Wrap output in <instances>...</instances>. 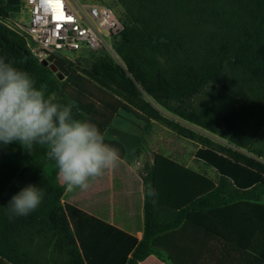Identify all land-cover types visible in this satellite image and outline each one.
Segmentation results:
<instances>
[{"label": "trees", "instance_id": "1", "mask_svg": "<svg viewBox=\"0 0 264 264\" xmlns=\"http://www.w3.org/2000/svg\"><path fill=\"white\" fill-rule=\"evenodd\" d=\"M117 3L125 27L114 45L121 62L104 52H97L88 68L58 58L52 63L58 69L54 73L33 57L26 38L5 24L21 12L23 0H0V57L27 72L36 87L45 86L56 102L72 104L76 119L88 120L63 89L70 65L146 118L145 133L160 124L195 143V160L213 169L217 181H208L205 191L185 207L168 208L148 195L154 190L156 161L146 162L139 182L144 188L142 240L92 217L99 232L86 238L79 226L86 214L64 203L65 186L46 173L47 164H54L46 146L28 151L18 143L0 144V261L139 264L156 255L173 264H264L263 230L244 249L188 219L194 212L243 201L264 205V0ZM133 139L126 145L130 161L144 150L141 140L132 148ZM116 168L128 174L125 163ZM123 177L115 181L121 194ZM29 184L44 191L41 205L27 216L9 219L11 197ZM90 247L100 256L92 255Z\"/></svg>", "mask_w": 264, "mask_h": 264}, {"label": "crops", "instance_id": "2", "mask_svg": "<svg viewBox=\"0 0 264 264\" xmlns=\"http://www.w3.org/2000/svg\"><path fill=\"white\" fill-rule=\"evenodd\" d=\"M121 104V107H124V109L131 107L124 102H121ZM131 111L135 113L141 122L144 123L145 121L147 124V119L138 111L134 108ZM111 128L128 134L131 140L134 138L132 148H135L139 140H141V136L137 133L114 128L112 125L108 127L106 135ZM114 134H116V139L111 137L105 139V141L119 149L121 155L120 162L127 165L128 174L125 175V172L121 168L115 167L109 169L102 176L92 180L87 189H74L76 190L74 194L66 190L63 201L65 204L77 207L80 212L86 214V216L81 215L79 221V226L86 235V238L90 237L92 233L99 232L97 226H100L91 219L92 217L126 231L137 237L138 240H142L143 230L139 228V224H144V188L139 182H142L141 175L143 174V167L141 166L137 170L131 167L129 160L130 150L124 144V136L119 138L118 136L120 134ZM143 148L144 150L139 159L143 161V158L146 157V151L150 155L152 162L156 161L154 201L161 206L179 210L199 197L205 191L204 189L208 181H211L206 175L199 172L200 170L197 167L199 162L195 160L196 151L190 160H185L183 159V151L180 152L181 154L173 157L168 153L162 152V147H152L153 149L151 151L145 145ZM139 159L135 160L138 162L137 164H140ZM49 164L51 165V163ZM47 167L45 170L48 174ZM211 171L216 174L213 169ZM53 175L56 176L57 182L66 188V185L59 179L54 164L50 176ZM116 176L117 180H121L120 178L122 176L125 177L122 178L126 181V187L122 192L123 194L118 191L116 192ZM200 179H202V184L200 183ZM211 182L213 184L214 181ZM122 196H125L127 201H122ZM124 206H128L127 209ZM188 219L209 232L239 247L248 249L254 235L258 231L263 230L264 205L243 201L227 207L194 212L189 215ZM90 249L92 250V255L100 256L95 248L90 247ZM0 264L3 263L0 261ZM139 264L173 263L168 258L151 255Z\"/></svg>", "mask_w": 264, "mask_h": 264}, {"label": "clouds", "instance_id": "3", "mask_svg": "<svg viewBox=\"0 0 264 264\" xmlns=\"http://www.w3.org/2000/svg\"><path fill=\"white\" fill-rule=\"evenodd\" d=\"M12 143L28 151L46 146L47 158L67 191L87 189L121 161L119 149L105 141L96 124L76 119L72 104L56 102L45 86L36 87L27 72L0 57V144ZM43 198L42 188L26 185L9 201V219L34 212Z\"/></svg>", "mask_w": 264, "mask_h": 264}, {"label": "built area", "instance_id": "4", "mask_svg": "<svg viewBox=\"0 0 264 264\" xmlns=\"http://www.w3.org/2000/svg\"><path fill=\"white\" fill-rule=\"evenodd\" d=\"M25 9L27 20L5 24L26 38L39 62L68 59L63 52L117 55L114 45L125 27L108 6L81 0H26Z\"/></svg>", "mask_w": 264, "mask_h": 264}, {"label": "rangeland", "instance_id": "5", "mask_svg": "<svg viewBox=\"0 0 264 264\" xmlns=\"http://www.w3.org/2000/svg\"><path fill=\"white\" fill-rule=\"evenodd\" d=\"M25 1L23 0V7L20 13L15 14L8 20L9 23L15 22L20 19H28L29 14L25 9ZM83 2H95L102 3L109 8H111L122 20L124 18L123 9L117 3V0H81ZM123 22V20H122ZM13 26V24H10ZM98 53L85 52V53H69L63 52L61 55L68 58V61L75 66H81L83 68L90 67L93 59ZM115 60L121 62L118 56L114 57ZM67 71L69 76L63 80V89L74 101L77 107L84 112L88 117V121L96 124L100 129L101 133L105 136V139L115 138L113 128L107 129L110 125L114 128H119L124 131L134 132L141 136L142 147L145 145L148 150L154 148L162 147V152L168 153L169 155L175 157L177 154H181L183 151V159L190 160L194 152L197 149V145L191 141L177 137L169 129L161 126L160 124H153L151 132L145 133L144 128L146 122H141L139 118L135 115L132 107L122 108L121 100L116 96L108 93L103 90L90 80H88L81 73L77 72L75 68H72L70 65L67 66ZM58 74V73H57ZM199 132L204 133L218 142H223L221 139L214 137L208 133L203 132L201 129H197ZM120 138V136H118ZM116 139V138H115ZM224 143V142H223ZM117 145V144H116ZM118 146V145H117ZM146 159H139V163L135 160L130 161V165L134 170H137L139 167H144L146 162L152 164L150 155L145 151ZM48 174H52L53 164H47ZM200 173H205L206 176L211 181H217L218 176L211 171L210 168H207L204 164H197ZM139 172V171H137ZM77 190V189H76ZM76 190L71 191L72 194L76 193ZM264 225V221H263ZM264 231V226H263Z\"/></svg>", "mask_w": 264, "mask_h": 264}, {"label": "water", "instance_id": "6", "mask_svg": "<svg viewBox=\"0 0 264 264\" xmlns=\"http://www.w3.org/2000/svg\"><path fill=\"white\" fill-rule=\"evenodd\" d=\"M42 65H44L45 67H49L54 73H56V74L58 73L57 67H55L53 64H50L48 61L42 62ZM120 138H122V137H120ZM124 144L125 145L128 144L127 141H126V139H125Z\"/></svg>", "mask_w": 264, "mask_h": 264}, {"label": "flooded vegetation", "instance_id": "7", "mask_svg": "<svg viewBox=\"0 0 264 264\" xmlns=\"http://www.w3.org/2000/svg\"><path fill=\"white\" fill-rule=\"evenodd\" d=\"M126 141H127V143L129 144V143H130L132 140H130V139H127Z\"/></svg>", "mask_w": 264, "mask_h": 264}]
</instances>
